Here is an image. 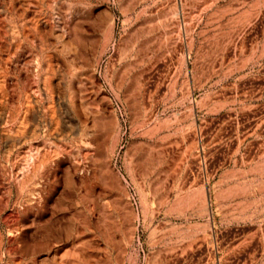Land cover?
<instances>
[{
	"label": "rangeland",
	"instance_id": "rangeland-1",
	"mask_svg": "<svg viewBox=\"0 0 264 264\" xmlns=\"http://www.w3.org/2000/svg\"><path fill=\"white\" fill-rule=\"evenodd\" d=\"M0 264H264V0H0Z\"/></svg>",
	"mask_w": 264,
	"mask_h": 264
}]
</instances>
